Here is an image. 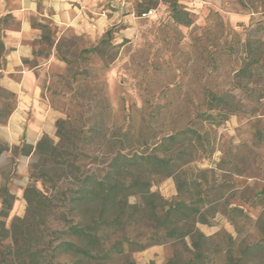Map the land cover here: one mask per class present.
Returning <instances> with one entry per match:
<instances>
[{"label":"rangeland","instance_id":"obj_1","mask_svg":"<svg viewBox=\"0 0 264 264\" xmlns=\"http://www.w3.org/2000/svg\"><path fill=\"white\" fill-rule=\"evenodd\" d=\"M173 3L189 15V26L173 20ZM227 3L246 19L232 21L223 9ZM147 9L156 13L146 19L120 15L128 21L112 26L109 38L105 34L95 42L87 37L58 39L53 26H44L28 62L34 68L35 97L19 109V95L0 86L3 93L13 94L4 99L0 93V116L10 114L0 119V144L6 149L0 158V189L6 185L16 197L6 228L27 215L26 188L60 192L63 201L61 193L73 186L72 177L62 173L60 178L51 174L58 186L54 191L51 182L32 177L43 138L64 146L71 136L77 146L69 152L78 158V176H103L117 153L148 155L166 137L193 130L202 135V142L190 133L177 143L190 148L192 162L180 166L175 177L154 180L151 192L163 198L166 210L181 201L200 205L206 199V223L196 221L195 229L207 240L196 249L185 237L127 257L136 264L147 252V264H159V257L163 264H252L253 246L264 242V96L259 99L264 68L257 71L262 77L252 81H241L236 74L247 63V40L264 43V0H225L221 6L210 0H145L134 12ZM3 53L0 36V67ZM209 91L227 95L235 113L226 122L212 124L199 117L207 110ZM16 114L22 117L19 124L12 123ZM32 131L36 135L28 140ZM25 145L33 148L30 156L23 151ZM137 201L136 196L130 198V204ZM67 215L71 219V212ZM136 235L140 231L127 237ZM122 236H113L112 243ZM47 241L52 245L44 250L41 264H81L58 256L53 237ZM0 244L5 249L0 264H17L7 250L11 240L0 237ZM125 263L126 257L113 255L91 264Z\"/></svg>","mask_w":264,"mask_h":264},{"label":"trees","instance_id":"obj_2","mask_svg":"<svg viewBox=\"0 0 264 264\" xmlns=\"http://www.w3.org/2000/svg\"><path fill=\"white\" fill-rule=\"evenodd\" d=\"M172 18L184 26L192 23L189 15L177 3L172 5ZM110 34L109 30L106 36L109 38ZM258 44H252L250 39L246 42L247 63L236 74L241 81L262 77V73L257 71L264 68V43ZM0 93L4 99L13 97V94L3 93L1 89ZM263 96L264 93L260 94L259 99ZM226 98L227 95L209 91L207 110L199 117L212 124L226 122L235 113L226 103ZM9 115H1L0 119L6 120ZM65 124L59 123L61 126ZM190 133L202 142L200 133L185 130L166 137L151 154L129 156L119 152L112 158L103 176L94 173L78 176V158L69 152L77 146L71 136L64 146L43 138L36 148L39 162L32 167V177L42 179L44 183L51 182L54 191L58 186L51 174L60 178L59 174L62 173L72 177L73 186L61 193L65 199L63 201L58 198L60 192L49 194L35 186L26 188L24 199L27 202V215L16 219L9 229L6 228V219L14 208L16 197L8 186L1 187L0 237L11 240L12 246L7 250L12 251L17 264H41L44 250L52 245L47 238L53 237L58 241L54 247L58 256L76 258L81 264L109 260L113 255L126 257L125 264H136L127 257L128 253L139 252L152 245L189 237L193 247L200 248L199 242L207 238L195 229V223H206L202 220L206 199H201L200 205H188L181 201L166 210L163 198L151 192L154 180L175 177L180 166L192 162L189 159L190 148L177 146L180 137L187 139ZM61 138V142H64V137ZM32 150V146L23 147L26 156H30ZM5 151L0 144V158ZM133 196L138 197L139 201L130 204ZM67 212H71V219ZM53 224L60 229H54ZM139 231L140 235L127 237L130 232ZM47 232L48 235L45 234ZM118 234L123 235L121 241L112 243L113 236ZM138 238L145 240V243L141 244ZM122 241L131 246L129 250L124 249ZM253 248L252 264H264V242ZM4 250L0 244V257L4 255Z\"/></svg>","mask_w":264,"mask_h":264},{"label":"crops","instance_id":"obj_3","mask_svg":"<svg viewBox=\"0 0 264 264\" xmlns=\"http://www.w3.org/2000/svg\"><path fill=\"white\" fill-rule=\"evenodd\" d=\"M210 1L221 6L225 0ZM144 2L145 0H128L126 13H131ZM232 5L227 3L223 6L224 10H228L231 20L236 23L245 20V15L230 10ZM120 15L123 14L117 8L100 0H0V36L4 50L0 86L18 94L19 109L26 108L29 99L37 94L34 68L28 62L34 58V47L42 40L44 26H53L58 39L87 37L95 42L112 26L128 21H123ZM21 120L22 117L16 114L12 123L19 124ZM35 135L32 131L26 138L29 140ZM154 252L151 251L152 254ZM148 256V252L140 255L139 264H147ZM157 260L159 264L164 263L163 257Z\"/></svg>","mask_w":264,"mask_h":264},{"label":"built area","instance_id":"obj_4","mask_svg":"<svg viewBox=\"0 0 264 264\" xmlns=\"http://www.w3.org/2000/svg\"><path fill=\"white\" fill-rule=\"evenodd\" d=\"M101 2L107 3L108 5L115 7L118 9L120 14H124L127 12V1L128 0H100ZM156 13L155 9H148L142 13H135L134 11L129 13V17L133 19H146Z\"/></svg>","mask_w":264,"mask_h":264}]
</instances>
